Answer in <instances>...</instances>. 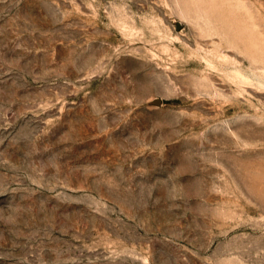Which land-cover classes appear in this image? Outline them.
Wrapping results in <instances>:
<instances>
[{
  "label": "rangeland",
  "instance_id": "rangeland-1",
  "mask_svg": "<svg viewBox=\"0 0 264 264\" xmlns=\"http://www.w3.org/2000/svg\"><path fill=\"white\" fill-rule=\"evenodd\" d=\"M0 264H264V0H0Z\"/></svg>",
  "mask_w": 264,
  "mask_h": 264
}]
</instances>
